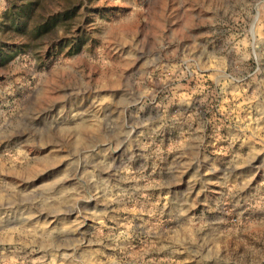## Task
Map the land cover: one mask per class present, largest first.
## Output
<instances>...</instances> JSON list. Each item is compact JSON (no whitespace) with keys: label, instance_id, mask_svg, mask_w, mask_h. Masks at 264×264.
Listing matches in <instances>:
<instances>
[{"label":"rangeland","instance_id":"rangeland-1","mask_svg":"<svg viewBox=\"0 0 264 264\" xmlns=\"http://www.w3.org/2000/svg\"><path fill=\"white\" fill-rule=\"evenodd\" d=\"M0 264H264V0H0Z\"/></svg>","mask_w":264,"mask_h":264},{"label":"trees","instance_id":"trees-1","mask_svg":"<svg viewBox=\"0 0 264 264\" xmlns=\"http://www.w3.org/2000/svg\"><path fill=\"white\" fill-rule=\"evenodd\" d=\"M63 16L64 14L62 13H55L47 16L43 21V24L35 30V33H39L41 31H48L56 23L57 20L63 19ZM84 42L85 40L81 37L75 38L69 44L70 51L71 52L78 51V49L80 48L81 45H83Z\"/></svg>","mask_w":264,"mask_h":264}]
</instances>
